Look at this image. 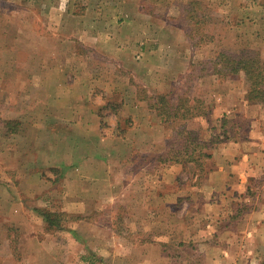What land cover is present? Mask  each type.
Returning <instances> with one entry per match:
<instances>
[{"label": "crops", "instance_id": "obj_1", "mask_svg": "<svg viewBox=\"0 0 264 264\" xmlns=\"http://www.w3.org/2000/svg\"><path fill=\"white\" fill-rule=\"evenodd\" d=\"M26 1L30 8L42 4L46 18L39 23L42 34L35 32V18L25 21L31 29V62L21 71L28 112L18 119L26 117L31 128L12 136L28 139L16 145L26 163L16 155L11 161L18 163V178L29 170L32 184L50 188L74 219L64 230L59 264H264V113L246 89L217 82L215 100L202 96L204 114L167 122L151 96L184 89L192 98L197 88L213 91L205 78L188 83L193 64L179 48L185 40L180 32L147 13L139 0H65L60 6L59 0ZM147 17L158 19V27L147 25L153 23ZM246 21L256 26L252 16ZM169 32L179 40L174 47L164 40ZM2 35L0 73L12 70L5 59L17 56L14 43L3 44L10 36ZM49 40V48L36 45ZM66 44L79 49L68 54ZM85 48L118 61L122 70L111 74H124L104 82L106 65L77 61ZM50 58L62 60L55 65ZM99 89L108 104L120 107V118L111 112L112 132L103 128ZM118 121L130 124L118 131ZM174 127L198 133L201 148L211 149V169L200 174V163L164 159ZM40 133L42 144L35 140ZM52 169L62 177L48 176ZM117 204L125 208L121 214L114 211Z\"/></svg>", "mask_w": 264, "mask_h": 264}, {"label": "rangeland", "instance_id": "obj_2", "mask_svg": "<svg viewBox=\"0 0 264 264\" xmlns=\"http://www.w3.org/2000/svg\"><path fill=\"white\" fill-rule=\"evenodd\" d=\"M139 1L144 4L147 13H152L153 16L159 17L161 23H164L163 25L168 24L174 32H180L179 34L184 36V43L182 45L179 44V48L181 47L183 53L193 64V72L188 76L190 85L198 81V78L200 80L205 78V84H209L212 88L217 82L221 84L237 83L241 89H246L247 97H249L250 82L242 74H230L228 71L231 68L227 67L226 69L223 67L225 66V63H222L224 59L219 58V54L224 52L234 58L245 51H254L259 53L264 59V8H262L264 0H158L159 4L155 0ZM26 2V0H0V33L3 34L2 36L15 37L14 41H10V37H8V41L3 42V44L9 46L14 43L15 48L17 46L16 58L12 60L5 59L8 62H13L12 70L7 71L6 68H3L0 73V264H59V259L57 258L60 253L59 249L63 244L64 238L65 241L67 240L64 230L74 222V219L69 218L68 214L62 211L63 206L60 201L57 200L56 196L50 195L51 191H48L50 188L32 184L33 181L27 175L28 173L31 175L29 170L28 172L21 170L22 178H18V174L15 172L16 169H14L18 167V163L11 161L15 155L20 158L22 156V154L17 155L16 150L18 151L19 149L16 148V145L21 144L22 141L26 144L28 140L22 136L15 141L12 139L13 134L23 130L26 135L31 128L30 122L26 120V117L24 122L18 119L20 113L25 114L28 112L27 98L29 95L27 93L28 90L25 88L26 83L22 80L25 74L21 73V71L25 70L28 63L31 62L27 48V34L31 33V29L25 25V21L35 18V32L42 34V26L39 23L41 24L42 19L46 18V15H44L46 14L45 10L40 6L42 4L30 8ZM59 2L60 6L65 0H59ZM54 3L55 1L53 0ZM250 3L253 4L252 7H248ZM248 16H252L253 20H256V26H251L248 21H246L248 24L243 23ZM147 19H151L153 22L147 25L153 27L160 22L158 19L154 20L150 17H147ZM155 26L158 27V25ZM11 28L15 32H12ZM65 36L70 38L68 34ZM166 36L164 40L168 43L171 42L173 44H169L171 47L176 46L175 38L179 42L178 38L170 32ZM37 44L40 48H49L51 41H43ZM66 49L69 54L75 52L76 49L78 50L79 46L77 44H66ZM85 49L89 51L86 52L84 57L76 58L77 61H79V64L82 63L87 66L92 61H96L100 66L106 65L103 68V74L100 75L104 82L116 74H124L118 71V69L122 70L121 63L118 61L113 59L110 62L106 55L100 53L96 57L90 51V48ZM43 54L45 53L43 52ZM42 59L40 57L35 58L36 65ZM52 60L57 65L62 59H49L51 62ZM70 60L74 59H65L68 63L71 62ZM116 67L118 68L117 71L111 74L112 69L116 70ZM11 76L14 80H12ZM72 76L73 78L75 77V80L76 76ZM74 80L69 79V81ZM225 88L226 85L221 89ZM212 90L204 94L202 88L200 90L197 88L193 91L192 99L195 98V100L205 103L202 98V96H205L210 97V100H215L218 90L214 88ZM226 91L227 89L221 93ZM36 93L37 91H35ZM186 95L190 96L184 89H181L172 98L174 101L176 96L185 97ZM96 98V100L104 102L100 108V114L104 120L103 128L112 132L115 127L110 125L113 121L111 117L114 116L111 112L116 113L120 118V114H118L120 107L115 104H108L109 98L103 90L97 91ZM113 102L116 103V100H113ZM191 103V105L199 106L198 102ZM252 103L257 105L256 109L260 111V114L264 113V103L259 100H255ZM201 107L203 106L201 105ZM118 123V131L130 124L120 121ZM173 131L167 145L171 147V150H174V148H178V150L170 151L174 153L170 154L171 156H175V152L183 151V145L188 141V136L182 133L183 131L180 127L177 130L174 127ZM35 140L39 144L43 143L41 133L38 135V139ZM192 148L194 149L195 147L192 146ZM201 151L211 153V149L210 147L203 150L197 149L194 152L195 157L199 158V160L201 159L199 161L200 166L204 167L205 170H209L212 167L211 161L208 162V158L201 157ZM182 154L180 159H188L190 157V155L187 157L184 153ZM165 156L167 157V155ZM20 160L26 163L25 157ZM150 160L152 161V157H150ZM143 162L141 160L139 163ZM56 170H50L48 176L62 177V172ZM203 173L201 172L200 174ZM29 182H31L30 185L27 184ZM38 191L39 193L36 194ZM124 209V206L117 204L114 211L121 214ZM44 211L55 215L58 214V217H55V220H57L55 225H50V222L45 219L43 216ZM104 220L105 218L103 223ZM118 226L121 227V225ZM70 246L71 251H74L72 245H67V249ZM61 262L63 261L61 260Z\"/></svg>", "mask_w": 264, "mask_h": 264}, {"label": "trees", "instance_id": "obj_3", "mask_svg": "<svg viewBox=\"0 0 264 264\" xmlns=\"http://www.w3.org/2000/svg\"><path fill=\"white\" fill-rule=\"evenodd\" d=\"M257 52L254 51H245L244 53L240 54V56L232 58V56L227 55L226 53H220L219 58H223V62L225 63L224 68L227 69V67H230V71H228L230 74L233 75H244L248 82L251 84V89L249 92V97L248 100L250 102H253L255 100H259L262 103H264V59L261 57V55ZM153 100L155 101V104H153V107L156 108L160 114L164 117L167 118V122H171V119L173 118H191L197 115H202L205 113L204 109V104L201 101L195 100L196 103H199V106H194L191 105L192 103V98H190L188 95L184 96H179L178 98H175L173 101V96L171 94H162L158 96H151ZM171 100V101H170ZM201 105L203 107H201ZM201 107V109H199ZM184 134H186L188 137V141L186 144H184V150L175 152V156H171L170 154H174L173 152L170 151H176L178 148H174V150H170L167 154V157L164 158L167 161H173L177 163H185V162H196L199 163V158L195 157V151L197 149L203 150L206 148H201V143L199 141V136L198 133L195 131H186L182 130ZM192 146L195 148L193 149ZM190 150L193 151V153H190ZM184 153L188 159H180L181 154ZM183 155V154H182ZM201 157H205L208 159L212 158V153L209 152H203L201 151L200 153ZM179 157V158H178ZM203 167L201 168V172H206ZM58 214H53L50 212H43V216L45 219L50 222V225H55L57 223V220H55V217Z\"/></svg>", "mask_w": 264, "mask_h": 264}]
</instances>
